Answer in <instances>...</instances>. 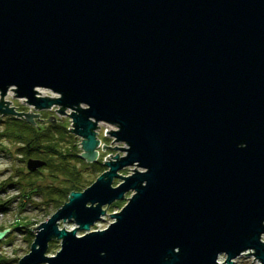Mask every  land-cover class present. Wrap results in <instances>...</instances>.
Here are the masks:
<instances>
[{
	"label": "water",
	"instance_id": "95a60500",
	"mask_svg": "<svg viewBox=\"0 0 264 264\" xmlns=\"http://www.w3.org/2000/svg\"><path fill=\"white\" fill-rule=\"evenodd\" d=\"M10 88L38 111L72 110L80 157L97 161L100 123L127 147L35 228L18 264H235L247 252L264 264V0H0V114L34 124L3 101ZM130 166L142 171L122 177ZM68 220L78 228L59 229Z\"/></svg>",
	"mask_w": 264,
	"mask_h": 264
},
{
	"label": "rangeland",
	"instance_id": "374dc122",
	"mask_svg": "<svg viewBox=\"0 0 264 264\" xmlns=\"http://www.w3.org/2000/svg\"><path fill=\"white\" fill-rule=\"evenodd\" d=\"M11 91H7L6 95L3 96V101L10 102V108H13L14 112L17 113H27V114H39V116H33V122L38 123L40 125H50L49 121L43 123L42 120H48L50 116L58 119L60 125H62L68 133L74 136V142L77 145V149L80 154L83 153L81 149V138L77 137L71 131L73 129V120L70 115L73 111L67 110L66 114H60L56 110L60 109L59 105H55L50 110H42L38 111L34 109L32 106H28L26 103V98H17L12 89ZM9 90V89H8ZM37 97H47L51 99L59 98L60 96L56 93H50L47 89H38ZM2 100V95L0 91V101ZM7 104V103H6ZM0 118L7 121V118H15L18 120H26V116L24 114L18 115H1ZM30 124L29 121H25ZM6 127L5 124H0V131L4 130ZM118 128L114 125H110L107 123H100L98 129V139L100 141V145L97 149L98 158L97 161L104 165V168L99 169L98 171H102L103 173L107 171L105 167V162L112 161L117 154L118 157H123L125 155V150L114 149L118 148H127L126 144L123 142H118L110 133L111 131H117ZM107 131V132H106ZM116 140V141H115ZM12 139L9 138H1L0 139V186L3 185L6 181H11L9 185L0 193V204H3L5 210H0V233L8 230L4 233L3 237L0 239V264H18L20 259L30 253L31 246L35 240L36 232L42 223L46 222L53 214H55L59 209H61L65 203L69 202V197L62 196V203L58 204L55 199L58 195L50 194L51 191L55 189H64L66 187H72L70 182H68L69 178L68 173L63 171L61 172L54 171L48 167H46L47 162L51 159L53 164L55 165H63V161L58 159V157L49 155V154H41L37 159L46 162V165L40 168L38 171L40 173L29 176V172L27 169V162L25 157L19 155L17 150L19 149V145L16 144ZM64 145H66L64 143ZM71 145V144H70ZM108 146L110 148H106L103 146ZM64 147V146H63ZM65 148V147H64ZM79 154V155H80ZM112 155V156H110ZM81 156V155H80ZM108 158V159H107ZM85 163L79 161H70L69 168L73 171L78 170L77 177L80 179L82 185L83 192L85 189L90 187L93 183L96 182L97 176L99 173L92 172L90 164L95 162H90L87 159L83 158ZM104 170V171H103ZM133 170L142 169L136 166H130L126 169L119 172L122 177H129L135 173ZM36 171V172H38ZM102 173V174H103ZM28 180L33 182L32 184L35 186V190L31 192L28 189L25 191L23 189L24 185L20 184L24 182L23 180ZM71 180V178H70ZM124 183L121 178H115L112 186L117 187L120 184ZM23 186V187H22ZM27 187V186H25ZM24 187V188H25ZM40 189L41 191H39ZM77 192V191H76ZM134 191H129L124 195L122 200H117L111 205H106L103 207L105 211V215L102 216V220L96 222L90 229V232L93 231H102L107 229L112 223L115 222V219L112 218V214L120 213L121 210L128 204V200L133 196ZM66 197V198H65ZM90 206V204H88ZM59 229H65L67 231H72L78 226L73 220L61 221L59 222ZM87 232L78 231L77 236H84ZM61 251V241L58 239H53L48 244V250L46 256L53 257L56 256L58 252ZM226 257H220V261H225ZM235 264H259L256 262L255 258L251 255H243L235 260Z\"/></svg>",
	"mask_w": 264,
	"mask_h": 264
},
{
	"label": "trees",
	"instance_id": "16d2710c",
	"mask_svg": "<svg viewBox=\"0 0 264 264\" xmlns=\"http://www.w3.org/2000/svg\"><path fill=\"white\" fill-rule=\"evenodd\" d=\"M0 124L6 125L5 129L0 131V139L9 138L17 142L16 144L19 145L17 152L19 155L25 157L26 160L37 159L41 154L46 153L58 157V159L63 161V165L60 166L58 164H53V161L49 159L46 165V167L54 171L61 172L62 174L63 171L68 173V177L71 178V180L69 178L68 182H70L72 187H66L62 190L55 189L50 192V194L58 195L55 199L58 204L62 203V196H66L68 198L71 192L82 190V186L84 185H82L80 179L77 177V173H79V171L75 169V171H73L74 174L72 175V170L69 168V162L74 160L82 163L85 162L84 159L79 155L80 152L77 149L76 143L74 142V136L68 133L62 125L57 123L50 124L48 126H43L40 124L34 126L26 123L23 120L21 121L15 118H7V121L6 119L3 120L0 118ZM64 143L66 145H64ZM89 168H91L92 172L99 173L97 176H100L103 172L98 170L104 168V165H102V163L99 161H96L95 163L90 164ZM40 172L41 171L28 174L30 177H32L33 175H36ZM23 181L24 182L20 184H23L24 187L27 186L25 188L22 186L25 191L28 189V187L29 190L31 189V192L36 191L35 186L32 184L33 182L25 179ZM9 183H11V181H6L0 186V193L6 187L12 186L9 185ZM38 190L41 191L40 189ZM0 210H5L3 204H0Z\"/></svg>",
	"mask_w": 264,
	"mask_h": 264
},
{
	"label": "bare ground",
	"instance_id": "6f19581e",
	"mask_svg": "<svg viewBox=\"0 0 264 264\" xmlns=\"http://www.w3.org/2000/svg\"><path fill=\"white\" fill-rule=\"evenodd\" d=\"M8 91H11V89H9ZM24 104H26V105H28V106H31V105H29V104L27 103V101H26V103H24ZM26 119H27V118H26ZM23 121H26V120H23ZM27 121H28V120H27ZM29 123H30V122H29ZM57 123H59V122H58V119H56V124H57ZM30 124L35 126V125H38L39 122H38V123H34V124L30 123ZM223 262H224V261H220L221 264H222Z\"/></svg>",
	"mask_w": 264,
	"mask_h": 264
},
{
	"label": "built area",
	"instance_id": "2783aa9c",
	"mask_svg": "<svg viewBox=\"0 0 264 264\" xmlns=\"http://www.w3.org/2000/svg\"><path fill=\"white\" fill-rule=\"evenodd\" d=\"M48 91H50V90H48ZM50 93H53L52 91H50ZM54 94V93H53ZM47 97H50V96H47ZM10 107V106H9ZM33 107V106H32ZM53 107H55V106H53ZM34 108V107H33ZM35 109V108H34ZM50 110V109H49ZM58 112V111H57ZM73 125V124H72ZM72 131V130H71ZM248 253H250V252H247V253H245L244 255H246V254H248ZM256 260V259H255ZM256 262H258L257 260H256ZM259 263V262H258Z\"/></svg>",
	"mask_w": 264,
	"mask_h": 264
}]
</instances>
